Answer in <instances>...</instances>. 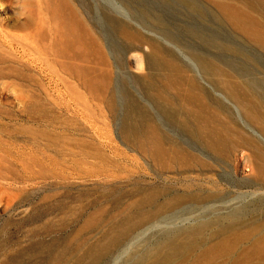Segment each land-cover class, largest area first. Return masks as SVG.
<instances>
[{"label": "rangeland", "instance_id": "rangeland-1", "mask_svg": "<svg viewBox=\"0 0 264 264\" xmlns=\"http://www.w3.org/2000/svg\"><path fill=\"white\" fill-rule=\"evenodd\" d=\"M41 1L0 0V264L83 259L150 210L147 195L216 193L109 257L132 262L211 204L206 217L264 196V49L209 0H196L207 15L182 0H71L75 40L58 61Z\"/></svg>", "mask_w": 264, "mask_h": 264}, {"label": "bare ground", "instance_id": "bare-ground-1", "mask_svg": "<svg viewBox=\"0 0 264 264\" xmlns=\"http://www.w3.org/2000/svg\"><path fill=\"white\" fill-rule=\"evenodd\" d=\"M45 1L48 3L45 6L47 20L44 24L49 28L52 37L50 47L58 61L73 46L77 12L71 0ZM182 1L192 10L207 15L208 9L198 1ZM209 2L216 9V12L210 9L215 18L229 24L234 32L248 43L264 49V0H209ZM43 3L42 0L40 10L44 8ZM6 43L11 47L14 46L13 39L6 40ZM198 59L206 70L215 67L214 63L208 62L201 56H198ZM61 66L73 77L74 67L68 68L64 62ZM231 93L234 94L232 91ZM193 132L197 136L206 135L203 128ZM259 152L261 150L257 148L256 155L260 158V162H256L255 165L258 181L264 178V156ZM259 190L261 191L262 188ZM156 194L147 195L146 199L138 204L141 207L145 203L150 204L152 205L150 210L113 225L107 237L108 241L102 249L88 250L83 259L60 260L56 264H116L113 258L109 257L114 251H121L122 248L124 250L127 244L130 245L128 241L133 240L136 230L151 222L158 224L173 222L172 220L176 218L173 211L178 207L189 201L205 202L217 196L216 193H178L166 195L163 201L156 202L158 197ZM244 196L225 200L223 203L226 207L234 203L239 205ZM215 207L216 205L211 204L198 213L193 224L191 222L185 226L165 229L155 244L148 246L141 254L135 251L132 254L133 261H125L123 264H264V196L244 204L241 208H231L225 214L206 217L205 213L215 210Z\"/></svg>", "mask_w": 264, "mask_h": 264}]
</instances>
